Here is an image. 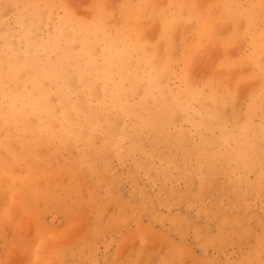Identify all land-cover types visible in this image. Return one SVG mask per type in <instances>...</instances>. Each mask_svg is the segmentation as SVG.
Instances as JSON below:
<instances>
[{
  "label": "rangeland",
  "instance_id": "374dc122",
  "mask_svg": "<svg viewBox=\"0 0 264 264\" xmlns=\"http://www.w3.org/2000/svg\"><path fill=\"white\" fill-rule=\"evenodd\" d=\"M16 1L18 2L17 4L10 0H0V49L5 48L4 56L11 61L15 60L12 56L11 49H14L16 52V55L19 57L16 58L18 60H22L20 58L26 49L29 50L31 43L27 39L25 41L22 40V32L25 27H31L34 28L32 34L37 45H41L35 52L37 59L41 62H46L47 59H51L53 65L60 68V63L57 59L61 56V53L65 54L68 50L64 48V40H59L58 45L61 46V48H59L57 44L53 42V37L59 22L64 18L68 19V27L75 30L78 37L89 38L90 41H97L101 51H107L110 45H117V47L120 48L124 44L130 43L132 46L149 45L154 46L156 55L163 59L167 58V54L163 49V44L165 43L164 39L166 37L173 46V51L170 54L171 71L173 74L171 76L168 74L159 80L161 89L158 90L159 92L154 90L153 98H149L148 107L149 109H158V106L153 103L160 96L164 97L167 102V107H169L172 102L171 95L176 93L175 97L181 101V104L185 106L190 105L192 109L190 110L191 116L189 118H185L181 113L177 112H172L170 117L172 119L170 120L172 126H169L166 133L174 129L183 131L182 136L185 137V143L188 145L186 160H178L179 156L176 157V168L172 169V172L175 170L173 175L176 176V173L184 171L182 172V178L178 181L181 188L184 184H191L203 178L201 181L204 183L205 193L232 201V190L226 187L222 182H228L231 179L234 181L238 180L235 176H238L240 173L234 164L237 162V158L247 150L246 147L243 146L244 144L241 143V139L247 136L252 143V150L255 151V155H253L252 158L256 161H247L250 164L247 166L245 176L246 178L248 177L254 188L257 189V193H254V195L248 191L247 193L241 194L240 198L247 202H254L257 200L258 206L257 208H252V211L243 209V212H245L243 214L244 225H242L241 228L244 233H242L238 239H235V243L233 242L234 240H227L222 243L218 241L217 243V239H215L211 240L210 243L204 247L201 245V242H196L193 235L189 233L190 231L187 224L177 223L176 219L168 216H165L166 218H160L161 220L157 219L153 221L152 224L150 223L151 227L153 228L154 226L153 229H156L155 233L158 231H165V234L159 237L136 231L134 229L136 227L134 219L137 221L139 218L143 224H145L148 222L147 216L143 213H139L137 218L134 216L132 218L121 217L120 219L119 216L121 215L119 214L116 202L117 191L114 188H108L103 181L100 182L99 180H102L101 176L94 177L98 176L97 174L90 175H94L92 176L93 181L98 179L95 186L98 188V190H96L101 200L100 202H95L89 198L91 197L90 190L93 186L88 180V171L92 172L96 170L93 163V160H95L93 154L104 149L105 158L103 159L108 169H123L125 166V163L118 161L115 149L112 146L115 142L114 139L120 137L117 131L118 128L106 135L105 139L103 137L96 138L92 144L94 146L91 149H87L85 146V139L87 136L86 134L89 133L81 130V128H74L76 131L75 133L71 128L62 123V107L57 105V96L51 94V99L53 100L51 106L56 116V121L53 126H48L47 116L45 114L32 116L29 119V123L19 124L17 126H3L0 121V264H129L131 261L133 264H157L160 260H167V264H180L178 262H181V264H193L194 259L198 260L202 254H204L203 250L210 252V254L208 253L210 257H217L220 251H224L227 253L226 258L230 260V263L233 262L234 264H264V245H262V249L258 251V257H254V254H252L253 251L258 248V246L256 247L259 243L258 239L264 238V225L259 224L261 223L259 221V216H264V107L260 106L253 111L250 110L252 99L251 90L257 86L258 81L252 80L254 83L250 85L252 82L251 78H247L246 76L250 74L253 69L243 66L242 64L238 65L240 56L248 55L251 52L249 36L247 35L245 40L240 41L242 45L244 43L243 47L241 44H232L233 46L240 45L241 47H238V50L234 53L235 56L231 55L234 51L230 52L234 47L231 48L232 45L227 46L225 44L231 34L229 30L236 28L243 32L248 29L246 17L242 18L241 9L253 7V9L257 11L259 8V0H166L167 4L164 0H72L74 4L77 3L76 6H74L70 0H39L38 6L43 17L40 19L35 18L34 21H29L27 16L20 19L18 18L21 11L25 10L27 12L31 7L26 4V6H28L27 10L24 8V2L28 0ZM149 2L152 5L149 4ZM217 6L220 7L216 8V11L219 10L216 13L215 11H210L211 13L208 15L209 10H214ZM209 7L212 9H209ZM228 8L230 9L229 11ZM78 10H80V12ZM204 10L208 12L206 13ZM130 12H134V15L130 16ZM231 14L234 16L230 18ZM99 16H101V19L99 23L95 25L94 20ZM210 16L214 17V19L217 18L215 19L216 21H218V16H220V23L215 22ZM239 16L241 18H239ZM227 19L228 21H226ZM163 21L170 22V31L165 36L164 32L167 26L163 27ZM190 21H192L195 26H193L194 24L192 25ZM223 21H225V23ZM146 22H148V24L150 22V24L148 25ZM249 22V28L252 30L264 29V16L262 19L253 17L249 19ZM30 23L32 24L30 25ZM35 23L36 26L34 27L33 25ZM152 24L158 25V27L156 28L155 25ZM214 24H216V27ZM220 24L223 27L219 26ZM233 24H235V26L232 28ZM190 25H192L193 28ZM240 25L243 26L244 30L240 29L242 27H240ZM153 26L155 31L157 29V34L153 31ZM151 28L152 33L149 37ZM216 28H219L217 29L218 32L215 30ZM224 28L228 29V31ZM222 29L226 30L227 33L229 32V34H221L220 32ZM224 30L222 32H226ZM100 32H105L109 36V39H104ZM116 35L117 38H120L119 40H115ZM124 36L127 39L126 42L122 41L121 37ZM10 43L15 46L8 48L7 45H5ZM224 45H226V47ZM187 46L199 48L194 52L190 62L191 76L198 84L210 78L214 72L221 68L218 67L219 63L226 61V59L235 64V66H233L235 70L236 68L239 70L238 72L237 70L233 72L232 67V71L228 69L218 70L220 76L229 79L231 94L229 97L231 98L228 97V94L225 93L222 87H215L221 96L228 97V103L226 105L220 104L219 102H211L203 109L200 103L196 101L192 102L188 100L183 93H179L180 89L182 92L184 85L182 75L185 72L184 58L186 53L185 47ZM236 46L235 48H237ZM202 48L204 49L201 50ZM215 48L218 49L216 50ZM227 48L228 52L226 50ZM214 49L215 51L213 52ZM131 55L133 59L136 60L141 59L143 53L136 49L131 50ZM95 56L98 60V66L101 67L102 54L96 52ZM241 68L245 70L248 68L247 71L244 70L246 74ZM222 71L225 72L222 73ZM133 73L137 75V77L143 78L150 72L149 68L143 66L140 70L133 71ZM23 75H31V73L26 72ZM19 82L20 83L12 84L13 86H11V88L7 87L5 94L0 95V107L4 112L13 105H16L18 108L30 109V95L32 94L33 83L30 81ZM72 84L74 88L83 89L82 84L77 83L76 80ZM61 85L62 80L59 78L54 80L50 88L54 91ZM128 87L131 88V83H126L124 85L125 90H129ZM111 88L112 86L108 88L109 92ZM208 89L209 88L204 91L205 97L209 94ZM132 95L130 97V102L134 106L133 110L137 111V116L144 118L146 113L137 110L136 107V102H138L143 95L142 88L134 90ZM72 100L73 103H75L77 97L73 95ZM90 100H93L92 107L97 108V99L94 97ZM114 110L118 112V107ZM3 116L4 115H0L1 119ZM201 116H203L206 121L202 129H199L197 128V124L200 122ZM247 118H250L251 123L250 126L245 129L244 125ZM79 119L83 122L85 120V115L80 114ZM217 119L219 123L226 125L225 131L221 134L220 130H217V127L211 125V123L216 122ZM231 120H235L236 127L232 126ZM123 123L126 125L132 124L131 117H123V119L118 121V125L115 122L117 127L122 126ZM166 133L162 134L166 135ZM222 136L227 137V140L223 141ZM188 140H190L189 143ZM201 140L206 142H201ZM102 141L104 142L102 143ZM191 144L195 145V147L191 146ZM139 147H141V149L146 147L144 149L150 151V148H148L150 147V142L141 140ZM197 147L199 149L201 148L200 150L202 151L200 152H204L205 149L210 150L214 156L212 166H216L214 169L215 176L210 179L204 178L206 175L204 173L206 165L201 166V168L195 166L196 155L198 153L196 151H199ZM220 157H222V159H219ZM230 157L232 159H230ZM71 161H73V166L71 165ZM158 162L159 160L154 156L152 165L157 167ZM235 169L236 171H234ZM56 171L57 173H53ZM226 171L229 173L227 174ZM42 174L43 176L41 177ZM35 180L39 182L37 181L36 183ZM136 182L139 186L145 184L142 177ZM90 186L92 188H90ZM190 186L191 188L195 187V185ZM216 186L218 187L216 188ZM125 187L127 189L130 188V183L127 182ZM158 187L157 185L154 189L157 190ZM193 198L194 195L185 193L181 196L178 203L174 202L172 204L171 210L176 211L177 209H181L186 201H191ZM198 202L199 200L197 203ZM95 204L96 206L98 204L102 205L101 211H98V215H95V210L92 211ZM64 205L67 206L65 207ZM76 206L80 207L78 208ZM63 208L64 210H62ZM66 209L72 211L67 213ZM224 211L225 210H221L220 212L226 215ZM66 213L67 215L64 218ZM71 213L75 214L73 215L74 217ZM69 214H71L70 217L74 219H71ZM157 221L161 223L158 222L157 224ZM166 221L171 222L168 224ZM202 222L203 221L200 220V224L204 225ZM210 224L211 231L215 234L216 228L213 227L211 222ZM20 225L22 227H20ZM169 227H171V229ZM92 228H96L95 234L92 233ZM129 231L130 233H128ZM147 243L149 244L147 245ZM85 244L87 249H91L90 253L84 249ZM173 244L184 248L186 247L185 250H181L180 257L178 256V259L177 257L175 258V262L167 258L171 255V248L169 247H172ZM18 246L22 248L20 249ZM137 249L140 250L138 255L135 254ZM216 249L218 251H216ZM66 251L70 253L68 254ZM167 251L168 253L165 254ZM65 254L69 256L66 257ZM245 255L247 260L243 259ZM50 257H52L51 260H54L53 262L49 260ZM241 257L244 261L240 262ZM47 259L49 261L46 263L45 261ZM255 261L257 263H255Z\"/></svg>",
  "mask_w": 264,
  "mask_h": 264
},
{
  "label": "bare ground",
  "instance_id": "6f19581e",
  "mask_svg": "<svg viewBox=\"0 0 264 264\" xmlns=\"http://www.w3.org/2000/svg\"><path fill=\"white\" fill-rule=\"evenodd\" d=\"M10 1H12L15 4L18 3L16 0H10ZM38 1L39 0L25 1L24 2V8L26 10H27L28 6H30L31 8L27 12L25 10L21 11L18 18L20 19V18H23L24 16H27L29 21L30 20L34 21L35 18H37V19L42 18L43 14L40 13ZM70 1H71V3H73L72 0H70ZM164 1L166 3V0H164ZM211 3L213 4L212 1H211ZM26 4L28 6H26ZM98 4H97V6H98ZM149 4H151V3L149 2ZM207 4H209V3H207ZM73 5L76 6L77 3H75V4L73 3ZM219 7L217 6V7H215L214 10H209V12L205 11V10L204 11L206 13L208 12V15H209V13H211L210 11H212V12L215 11V13H216L219 10L218 9L216 11V8H219ZM209 9H212V8L209 7ZM198 10H199V8H198ZM229 10L230 9L228 8V11ZM78 11L80 12V10H78ZM201 12H202V10H201ZM241 13L243 16L242 18L246 17V23H247L248 29L247 30L243 29V26H242L243 20H242V25H240V27L241 26L242 27L240 29H243L244 31L243 32L239 31L236 28L229 30V31H231V34H230V37L225 44L227 46L232 45L234 43L235 44H241L240 41L245 40L247 35L250 38L251 52L248 55L240 56L238 65L242 64L243 66L251 67L253 69V71L250 74H248L246 77L251 78V81L252 80L258 81L257 86L251 90V93H252L251 98L252 99H251L250 110L253 111L257 107H260V106L264 107V29H260V30L250 29L249 28V26H250L249 19H251L253 17H258V19H262V17L264 16V0H259V8L257 11H255L253 9V7H250V8H242ZM189 14H190V12H189ZM129 15L130 16L134 15V12H130ZM217 15H218V13H217ZM211 16H212V14H211ZM220 16H218V17L220 18ZM233 16L234 15L231 14L230 18ZM240 16H239V18H241ZM225 17H226V15H225ZM219 18H218V21H216L215 19H217V18L214 19V17H211V19H214L215 22H217V23L220 21ZM100 19H101V16L97 17L94 20V24L97 25L99 23ZM190 20H193V19H190ZM226 21H228V19ZM190 22H192V21H190ZM223 22L225 23V21H223ZM67 23H68V19H65V18L62 19V21L59 22V25L56 28L55 35L53 37V42L55 44H57V46L59 48H61V46L58 45L59 40L60 39L64 40V42H63V44L65 46L64 48H66L68 50V52H66L65 54L61 53V56L57 59L60 63V68L53 65L51 59H47L46 62H41L37 59V55L35 52L39 47H41V45H37V43L33 37V34H32L34 28H31V27H25L23 29V32H22V40L25 41L27 39L31 43V45L29 46V50L26 49L24 51V54L20 58L22 60L16 59L19 57L16 55V52L14 51V49L13 50L11 49L12 56L15 58L14 61L8 60L4 56L5 48L0 49V95H4L6 90H7V87L11 88V86H13L12 84L20 83L19 81H21V82L30 81L33 83L32 94L30 95V98H31L30 109L27 110V109H23V108H18L16 105H13L6 112H4L0 107V115H4L2 117V119L0 117L1 124L3 126H5V125L17 126L19 124H26V123H29L30 117L38 116L40 114H45L47 116L48 126H53L55 121H56V116H55V112L51 106L52 101H53L51 99V94L54 96H57V100H58L57 105H60L62 107V109H61L62 123L64 125H66L67 127L71 128L73 130V132H75V133H76V131L74 130V128H81V130L87 131V133H89V134H86L87 136L85 139V146L87 149H91L94 146L92 144L96 138L103 137L105 139L106 135L110 134L111 131L118 128L117 131H118L120 137L118 139H114L115 142L112 144V146L115 149L118 161L125 163V166L123 167V169H118V168L117 169H114V168L108 169V167H107V165H105L104 159H103V158H105L104 149H101L98 153L93 154V157L95 158V160H93V163L95 165L94 167L96 168V170L92 171V172L87 170L88 171V180L93 186V188L90 186V188H92V189L90 190L91 197H89V198H91L95 202H100V200H101L100 197H98L99 194H97L98 188H96V186H95V183L97 182L98 179L93 181L92 176H94V175H90V174H97L98 176H94V177L101 176L102 180H99L100 182L103 181L108 186V188H114L117 191L116 202H117V208H118L119 214L121 215V216H119L120 219H121V217H123V218L124 217L125 218L131 217L132 218L134 216L137 218L139 213H143L147 216L148 222L145 224H143V222L139 218L137 219V221H136V219L133 218L136 222L135 223L136 227L134 228L136 231L143 232L146 234L155 235V236L159 237V236L165 234L164 233L165 231L164 232L158 231L155 233L156 229L154 230L153 229L154 226L152 228L151 224L153 221H155L157 219L166 218L165 216H168V217H172V218L176 219L177 223L178 222L179 223H185L184 225L187 224L189 227V231H190L189 233L193 235L196 242H198V243L201 242V245L204 247H206L207 244L210 243L211 240H215V239H217V243H218V241L222 243V242H225L227 240H234L233 242L235 243V239H238V237H240L242 235V233H244L243 229L241 228V226L244 225V222H243L244 221L243 220L244 215L243 214L245 212H243V209L252 211L253 210L252 208H257V206H258L257 200L254 202H252V201L247 202L246 200H241V198H240L241 194H243L245 192L247 193L248 191L251 192L252 194L257 193V189L254 188L251 181L248 179V177L246 178V176H245L247 166L250 164L247 161L248 160L256 161L252 158V156L255 155V151L252 150V143H251L250 139H248L247 136H244L241 139V143L244 144L243 146L246 147L247 150L239 158H237V162L234 164L238 168V172L240 173L238 176H235V178H237L238 180L234 181L231 179L228 182H225V181L222 182L223 184L226 185V187H228L230 190H232V194H233V200L232 201L230 199L225 200L223 198L216 197L215 195L205 193L204 185H203L204 183L201 181L203 178H201L200 180H198L194 183H191V184H184L181 188L178 181L180 180V178H182V172H184V171H180L179 173H176L178 171L177 170L175 172L177 175L175 176V175H173V172L175 170L172 172V169L176 168L175 161H177L176 160L177 156H179L178 160L179 159L184 160L187 157L188 145L185 143V137L182 136L183 131H177L174 129L173 131L169 130L168 133H166V132L172 123L170 121V120H172L170 118L172 112L181 113L185 118H189L191 116V114H190V110H192L191 106L190 105L185 106V105L181 104V101H179L177 99V97H175L176 93H174V94L171 93L172 94L171 95L172 96V102L170 103V106H172L173 108L170 106L167 107V102L165 101L164 97H162V96H160L153 103L156 106H158V109L157 108L156 109H149V107H148L149 98L150 99L153 98L154 90L158 91L161 89V87L159 85V80L168 74H169V76H171L173 74L171 71V58H170V54L173 51L172 44L165 37V39H164L165 43L163 44V49H164L165 53L167 54V58H163V59H162V57L159 58L156 55L154 46H149V45L132 46L130 43V44H124L121 48L117 47V45H114V46L110 45V47L107 51H105V50L101 51L100 46H99L97 41H90L89 38L86 39L84 37L83 38L78 37L76 31L73 30L72 28H69ZM146 23L148 24V22H146ZM228 23H230V22H228ZM31 24L32 23H30V25ZM149 24H150V22H149ZM193 24L194 23L192 22V25ZM216 24H214L215 27H216ZM152 25H155V24H152ZM162 25H163V27L167 26L165 29V32H164V36H165L170 31V22L163 21ZM192 25H190V26L192 27ZM225 25H227V24H225ZM33 26L35 27L36 23ZM193 26H195V24ZM219 26H222V25L220 24ZM219 26H217V27H219ZM234 26H235V24H233L232 28ZM155 27L157 28L158 25L157 26L155 25ZM152 28H153L154 32L157 31L156 28H155L156 31L154 30V26ZM152 28L150 29V31L148 30L150 33L146 31L147 33L150 34L149 37L151 36ZM217 29H219V28H216L215 30L217 31ZM224 29H226V28H224ZM224 29H222V31ZM226 30L228 31V29H226ZM226 30H224V31H226ZM197 31H199V30H197ZM222 31L220 33L221 34L225 33V35H226L227 31L226 32H222ZM10 34H11V32H10ZM100 34L104 39H109V36L105 32H100ZM153 34H155V33H153ZM156 34H157V32H156ZM227 34H229V32ZM153 37H151V38H153ZM121 38H122V41H125V42L127 41L125 36L121 37ZM119 39L120 38L119 37L117 38V35H116L115 40H119ZM34 41H35V43H34ZM5 45H7L8 48H12L15 46L12 43L5 44ZM226 45H224V46L226 47ZM243 45H244V43H243ZM243 45H242V47H243ZM216 46H214V47H216ZM235 46L236 45H234V46L232 45L231 48L232 47L235 48ZM236 47L237 48H235V50H234V48H232V49L230 48L231 49V51L229 50L230 52L234 51V52H232L233 54H231V55H234V53H236V50H238V47H240V45H237ZM211 48H209V49H211ZM218 48H215V49L217 50ZM136 49L143 53V56L141 59H136V60L133 59V57L131 55V50H136ZM198 49L199 48L195 47V46L185 47V51H186L185 58H184L185 72L182 75L184 85H183L182 92L180 89L179 93H183V95L188 100H190L192 102L196 101L197 103H200V105H201V107H203V109H204V107H207L211 102H219L220 104L226 105L228 103V97L231 96L229 79L227 77L220 76L218 74V70L221 71V70H227L228 69V70L232 71V68H233V66H235V64L230 62L227 59H226V61L220 62L218 67H221V68H219L216 72H214V74L210 78H208V79H206V80H204L198 84L193 80L191 73H190V62H191V59L193 58L194 52ZM203 49L204 48H202L201 50H203ZM206 49H208V48H206ZM215 49L213 50V52L215 51ZM31 50H33L34 52ZM220 50H222V49H220ZM226 50L228 52V48ZM96 52H100L102 54V65H101V67L98 66V60L96 59V56H95ZM195 61H197V60H195ZM143 66L149 68L150 73H148L143 78H139V77H137V75H135L133 73V71H138ZM213 66H214V63H213ZM247 69L248 68H246V70L245 69H242V70L245 73V71H247ZM236 70H237V68H236ZM236 70L233 68V72ZM231 71H229V72H231ZM238 71L239 70H237V72ZM26 72H30L31 75H23ZM223 72H225V71H222V73ZM59 78L62 80V85L60 87L56 88L54 91H52L50 88V85L54 83V80L59 79ZM75 80L77 81V83L82 84L83 89L74 88L72 83ZM245 82H248V81H245ZM126 83H131V88L128 87L129 90L124 89V85ZM252 83H254V82L252 81L250 83V85H252ZM247 84H249V83H247ZM111 86H112V88H111V91L109 92L108 88ZM216 86H218L219 88L222 87L223 90L225 91V93L228 94V97L221 96L219 94V91L217 89H215ZM139 88H142L143 95H142V98H140V100L138 102H136L137 103L136 107H137V110H140L142 112L144 111L146 113V116L144 118H142L141 116H137V111L133 110L134 106L130 102V97H131L133 91L137 90ZM207 88H209L208 89L209 94L206 95L207 97H205L204 91ZM240 88H242V87H240ZM51 92H53V93H51ZM162 94H164V93H162ZM73 95H75L77 97V101L75 103H73V100H72ZM134 95H135V92H134ZM94 97L97 99V103H98L97 108L92 107L93 100H90ZM229 98H231V97H229ZM117 107H118V112L114 110ZM115 113L119 114V115H116ZM80 114L85 115V120L83 122L79 119ZM140 115H141V113H140ZM125 116L131 117L132 124L126 125L123 123L122 126L117 127L115 122L118 125V121L120 119H123V117H125ZM213 119H211V120H213ZM205 121H206V119L203 116H201L200 122H198V124H197V128L202 129ZM230 122H231V124H233L232 125L233 127H236L235 120H231ZM250 123H251L250 118H247L245 125H244V128L246 129L248 126H250ZM237 124H238V122H237ZM211 125L214 127H217V130H220V134L223 133V131H225V128H226V125L219 123L218 119L216 122H212ZM162 133H166V135H163ZM77 135H79V134H77ZM141 140H146V141L150 142V147H148V148H150V151H148L147 149H144L146 147H143V149H141V147H139V144H141ZM222 140L223 141L227 140V137L222 136ZM202 141L203 140H201V142ZM103 142L104 141H102V143ZM189 142H190V140H188V143ZM204 143H202V144H204ZM208 145H209V143H208ZM191 146L195 147V145H193V144H191ZM197 149L199 151H196L198 153L196 155V165L195 166L197 168H201V166L206 165V167L204 169V173L206 175L204 178L210 179V178L214 177L215 176L214 175V169L216 166H212V162H213L212 160L214 159L212 152L210 150H207V149H205L204 152H200V151H202V150H200L201 148L199 149L197 147ZM218 152H219V149H218ZM154 156H156V158L159 160L157 167L152 165V160H153ZM219 159H222V157H220ZM230 159H232V158L230 157ZM216 160H218V159H216ZM71 165L73 166V161H71ZM234 171H236V169ZM185 172H186V169H185ZM259 172H260V170H259ZM53 173H57V171L53 172ZM226 173H227V171H226ZM5 174H7V173H5ZM37 174H39V173H37ZM40 174H41V172H40ZM192 174H194V173H192ZM42 176H43V174L41 175V177ZM47 177H48V175H47ZM141 177H142V180L145 181V184L142 186H139L136 181ZM252 177H254V176H252ZM261 177H262V175H261ZM13 181H14V179H13ZM37 181H36V183H37ZM127 182L130 183V188H128V189L125 187V184ZM157 185L159 187L156 190V189H154V187ZM190 185H195V187L191 188ZM217 187L218 186H216V188ZM185 193H187V194L190 193V194L194 195V198L191 201H186L183 204V207L181 209H177L176 211L171 210L172 204L174 202L178 203L181 196L184 195ZM198 200H199V202L197 203ZM56 202H57V200H56ZM239 202H242V203H239ZM260 206L262 207L261 203H260ZM76 207H78V206H76ZM101 207H102L101 204L100 205L98 204L97 206L95 204V207L92 209V211L95 210V215H98V211L99 210L101 211ZM62 210H64V208ZM66 210H67V213L72 211V210L68 211L70 209H66ZM221 210H225L224 212L226 215H224L222 212H220ZM12 212H13V210H12ZM63 212H62V214H63ZM67 213L64 215V218L66 217ZM71 214H69V217ZM14 215H15V213H14ZM73 215H75V214H72V216ZM119 217H118V219H119ZM71 219H74V218H71ZM145 219H146V217H145ZM200 220L203 221L202 224H204V225L200 224ZM259 221L261 223H259ZM259 221H258V223L260 225H264V216L260 215ZM23 222H24V218H23ZM120 222H122V221H120ZM158 222L159 221H157V224H158ZM166 222H168V221H166ZM170 222H168V224ZM210 222L212 223L213 227L216 228L215 234H213L214 232L211 231ZM159 223H161V222H159ZM119 224H121V223H119ZM24 225H25V223H24ZM20 227H22V226L20 225ZM43 227H45V226H43ZM43 227H42V229H43ZM63 228H64V226H63ZM169 228L171 229V227H169ZM176 229H177V227H176ZM244 229H246V228H244ZM261 229H263V228H261ZM74 231H76V230H74ZM95 232H96V228H92V233L95 234ZM133 232H135V231H133ZM71 233H73V232H71ZM128 233H130V231ZM127 235H129V234H127ZM182 237H183V235H182ZM245 238H246V235H245ZM174 239H176V238H174ZM146 242H148V241H146ZM146 242H145V244H146ZM258 242L259 243L256 245V247L258 246V248L255 249L254 251L252 250L253 251L252 254H254L253 255L254 257H258L257 253H258V251H260L262 249V245H264V243H263L264 238L258 239ZM241 243H242V241H241ZM148 244L149 243H147V245ZM188 245H189V243H188ZM18 248H20V246H18ZM169 248H171V250H170L171 255H169L167 258H168V260L175 262V258L177 257V259H178L180 257L179 255H180L181 250L182 251L185 250L186 247L184 248V247H181L179 245L173 244L172 247H169ZM220 248H222V247H220ZM84 249L86 251H88V253L91 252L90 248L87 249L86 244L84 246ZM209 249H208V251H209ZM212 249H214V248H212ZM80 250L83 251L82 249H80ZM139 251L140 250L137 249L135 251V254L138 255ZM216 251H218V250L216 249ZM66 253L69 254L70 252L66 251ZM167 253H168V251L165 254H167ZM203 253L204 254H202L200 259H198V260H195V259L193 260V258H192L193 264H231V263L234 264L233 262L230 263V260L228 258H226L227 253H225L224 251H220L219 254L217 255V257H210L209 256L210 252H207L206 250H203ZM249 253H250V251H249ZM61 254H59V255H61ZM65 256H66V254H65ZM67 256H69V255H67ZM61 257H63V256H61ZM245 257H246V255L243 257V259L247 260V257H246V259H245ZM250 257H251V255H250ZM51 258L52 257H50L49 260L51 262H53L54 260H51ZM59 258H60V256H59ZM177 259H176V261H177ZM222 259L225 261H223ZM243 259L241 257L240 262L244 261ZM49 260L47 259L46 261L45 260L44 261L47 263V261H49ZM130 260H132V259H130ZM158 260H159V258H158ZM167 262H168L167 260L166 261L160 260V261H158L157 264H167ZM250 262H251V260H250ZM178 263L181 264V262H178ZM255 263H257V262L255 261ZM259 263H261V262H259ZM129 264H133V262L131 261Z\"/></svg>",
  "mask_w": 264,
  "mask_h": 264
}]
</instances>
